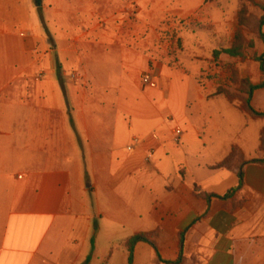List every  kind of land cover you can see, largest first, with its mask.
<instances>
[{"label": "crops", "instance_id": "1", "mask_svg": "<svg viewBox=\"0 0 264 264\" xmlns=\"http://www.w3.org/2000/svg\"><path fill=\"white\" fill-rule=\"evenodd\" d=\"M76 1L0 0V264H127L139 234L131 264H264L259 131L211 120L137 11Z\"/></svg>", "mask_w": 264, "mask_h": 264}, {"label": "rangeland", "instance_id": "2", "mask_svg": "<svg viewBox=\"0 0 264 264\" xmlns=\"http://www.w3.org/2000/svg\"><path fill=\"white\" fill-rule=\"evenodd\" d=\"M107 1L104 5L113 1L117 6L113 7L111 13L102 15L103 20L115 13L116 9L137 11L139 15L135 20L149 27L144 25L139 30L140 35L152 38V49L156 50L157 57L166 61L167 66L184 71L192 86L200 85L203 90L205 86L211 87V120H219L227 133L246 131L250 139L259 131L263 157L259 158L257 153L247 162L264 163L259 162L264 158V115H254L246 108L245 100L249 95L242 85L243 81H247L253 86H260L251 93L250 105L254 111L264 113V65L261 70L257 60L264 56V44L257 35L264 0H248L245 26L239 25L241 0H216L210 3H205V0ZM76 5L77 1L72 0L73 9ZM235 5L236 26L231 22ZM83 15L79 18H84ZM261 30L264 33V26ZM238 31L242 34L243 54L239 57L221 54L215 59L214 51L231 47ZM190 109L192 112L195 110L194 103ZM175 124V121L172 122V126ZM227 158L230 167L244 159L238 149H233ZM223 161L211 165V169H219L215 166Z\"/></svg>", "mask_w": 264, "mask_h": 264}, {"label": "trees", "instance_id": "3", "mask_svg": "<svg viewBox=\"0 0 264 264\" xmlns=\"http://www.w3.org/2000/svg\"><path fill=\"white\" fill-rule=\"evenodd\" d=\"M213 1H216V0H205V3H210V2H213ZM247 2H248V0H241L239 12H238L239 25L240 26H245L246 25V20H247L246 3ZM261 9H262V14H261L260 18L258 19L257 35H258V37L261 39V41L264 44V33L261 30L262 27L264 26V7H262ZM243 51H244V45H243L242 34H241L240 31H238L235 34L232 46L229 47V48H225V49H220V50L214 51L213 57L215 59H218L219 55H221V54H226V55L231 56V57H239V56H241L243 54ZM257 60L260 63L261 70H263L264 56L261 55L260 57L257 58ZM242 85H243V87L246 88V94L249 95V97L245 100L246 108L254 115H260V114L264 115V113H259V112L254 111V109L250 105V95H251V93L254 90L258 89L260 86L259 85L253 86V85L249 84L247 81H243ZM262 149L264 150V134H263V137H262ZM228 160L229 159L227 158L221 164L215 166V168L223 167V168L229 169L230 166L228 164ZM259 162H264V158L262 160H260ZM242 183H243V178H242V174H240L239 175V179H238V184L234 188L230 189L224 196H222V198L230 196L235 190L239 189L242 186ZM213 196L214 195H206V197H213ZM138 242H146V243H149V244L154 246L153 242L150 239H148L145 235L139 234V235L131 236L125 242V245H126L127 250H128V262H127V264H131L132 263L133 247Z\"/></svg>", "mask_w": 264, "mask_h": 264}, {"label": "built area", "instance_id": "4", "mask_svg": "<svg viewBox=\"0 0 264 264\" xmlns=\"http://www.w3.org/2000/svg\"><path fill=\"white\" fill-rule=\"evenodd\" d=\"M141 83L144 85V86H149V87H156V82L154 80V78L152 77L151 74L149 73H146L142 76L141 78ZM173 133H174V136H175V141H178L181 133H182V130L180 127L176 126L174 127L173 129ZM128 149H131V147H128Z\"/></svg>", "mask_w": 264, "mask_h": 264}, {"label": "water", "instance_id": "5", "mask_svg": "<svg viewBox=\"0 0 264 264\" xmlns=\"http://www.w3.org/2000/svg\"><path fill=\"white\" fill-rule=\"evenodd\" d=\"M37 1H39V0H37Z\"/></svg>", "mask_w": 264, "mask_h": 264}]
</instances>
